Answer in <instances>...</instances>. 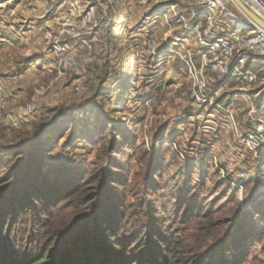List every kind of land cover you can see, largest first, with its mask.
I'll list each match as a JSON object with an SVG mask.
<instances>
[{
  "label": "clouds",
  "instance_id": "9594fccd",
  "mask_svg": "<svg viewBox=\"0 0 264 264\" xmlns=\"http://www.w3.org/2000/svg\"><path fill=\"white\" fill-rule=\"evenodd\" d=\"M32 3L34 7L25 14L41 20L46 15L62 17L61 9L68 10V0ZM254 3L248 0L249 7ZM89 4L88 15L71 29L61 24L46 32L43 26L33 27L32 20L30 34L0 35V52L4 53L0 58V136L4 143H15L17 133L36 131L38 137L57 121L77 130L69 144L56 146L53 154L59 153L74 169L95 172L103 166L106 179L94 177L100 183L96 203L68 232L85 222L89 231L78 246L92 256V264H112L105 248L122 255L127 264H160L167 244L155 255L153 230L165 240L181 235L176 231L177 196L186 182L196 191L206 156L214 163L226 161L228 172L235 176H264V89L226 98L207 112L211 101L225 90H217L216 82L241 47L257 54V69L264 75V34L245 42L248 33L239 29H247V24L232 8V0H180L183 15L178 27L171 30L185 29L189 39L177 36L161 47L145 37L158 26L159 18L167 21L177 15L168 0L153 8L143 21L140 15L151 6L149 0H76L72 8L78 11L73 15ZM5 8V3H0V16L6 19ZM7 31L0 23V32ZM37 36L47 37L40 47H35L33 40ZM214 40L219 44L209 52L196 50ZM25 46L41 55L27 62L9 55ZM218 51L228 55L221 60ZM169 81L175 83L169 85ZM246 81L255 82L256 76L249 74ZM34 84L39 87L32 88ZM22 85L25 91L17 93L16 88ZM69 92L71 106L66 103ZM202 105H206L204 111L197 112ZM49 109L58 113L56 119L37 129V124L49 118ZM112 113H119L120 118L109 120ZM149 114L155 116V122L146 131L142 117ZM101 117L107 131L103 137L93 138L90 133L101 126ZM54 140L52 136L46 147L51 149ZM3 152L0 149V155ZM239 191V199L244 201L247 191L243 187ZM37 200L31 208L32 220L18 224L11 236L0 233V242L7 243L18 259L33 258L39 242L36 230L44 223L40 217L48 212V206L39 197ZM248 213L251 222L264 230L260 213L251 205ZM133 233L137 241L126 247ZM42 238L47 239V234ZM256 264H264V253L256 257Z\"/></svg>",
  "mask_w": 264,
  "mask_h": 264
},
{
  "label": "rangeland",
  "instance_id": "374dc122",
  "mask_svg": "<svg viewBox=\"0 0 264 264\" xmlns=\"http://www.w3.org/2000/svg\"><path fill=\"white\" fill-rule=\"evenodd\" d=\"M173 9H177V15H183L179 12L180 7L184 5L180 4V0H170ZM0 3H5L7 18L0 16V23L3 24L5 29H9L7 32H0V35L7 37H13L15 33H20L21 35L30 34L32 28L29 27L32 20H35L36 26H43L46 32H51L53 28L59 27L61 24L65 25L68 29H71L76 24L81 22V18L87 16L92 5L89 4L87 8H84L82 12L78 15H73L78 9L72 8V5L76 3V0H69L65 5L68 10L63 12V16L57 15H46L43 19H36L35 16H27L25 13L32 10L34 4L32 0H11V3H6V0H0ZM151 6L146 10L142 11L140 15V20L143 21L145 17L152 12L153 8H157L160 3H151ZM59 6V5H58ZM234 8V7H232ZM20 11H17V10ZM235 9V8H234ZM137 12H141L140 9H136ZM178 19L172 17L170 20L165 21L163 18H159L157 21V27L153 31H149L145 39H151L156 43H159L161 47L168 45L173 42V38L180 36L181 40L189 39V36L185 29H180L179 32L172 31V27H178ZM138 23L135 27H139ZM14 30V31H13ZM96 29H93L95 32ZM183 33V35H181ZM47 37H34L35 47H40L46 41ZM19 40L17 44L19 45ZM49 48L52 47L51 44L48 45ZM159 50V49H157ZM197 50V48H196ZM30 52V54H25ZM4 55L0 52V58ZM10 56H15L20 60L25 62L31 61L34 56H39V52H31L30 48L25 46L23 48H18L16 52L9 53ZM19 71V69H17ZM224 84H217L219 88L225 89L220 96H216L214 101H211V106L207 107V112L211 113L214 108H216L222 102H226L227 99H232L236 96H241L237 93L238 86L240 82L233 80L232 78H226ZM169 85L174 84L175 81H169ZM32 88L39 87V85H32ZM17 93H23L25 87L22 85L17 87L15 90ZM255 92H250L248 95H252ZM66 103L71 106V93H66ZM264 95V93L262 94ZM211 99V98H209ZM206 105H202L197 112L204 111ZM58 113L49 109V118L40 122L36 125L37 129H41L46 122H50L54 117H57ZM192 115V114H190ZM120 118L119 113H112L108 116L109 120H118ZM145 121V130L155 122V116L152 114L142 117ZM165 123H167L165 121ZM162 126V125H161ZM45 133L41 134L38 138V144L42 147L40 149V168L43 171H47L48 178L55 185L66 184H81L87 177H93L100 175L103 177V166H100L98 171L90 172L87 169H74L71 168L64 159L60 158L59 153L53 154L55 147L59 146L63 148L68 145L73 137L77 134V130L68 127H62L57 122V125L52 128L44 130ZM107 131V126L103 124V117H101V126L90 133V135L95 138L96 136L103 137L104 133ZM158 131V130H157ZM36 131H31L28 133H17L15 138V143H4V137L0 136V149H4L2 155H0V180L6 177L9 172H12L15 167H17V161L15 159V154L18 150H13L12 148L17 145V149H30V143L35 141ZM155 135V133H153ZM52 136H55L54 145L51 149L47 148V144ZM102 151V149H101ZM15 155V156H13ZM42 173H45L43 172ZM167 173H164L162 179L166 177ZM238 181H242L244 185H236ZM57 183V184H56ZM235 187L237 190L236 195H230L228 193L227 185ZM243 187L247 191L245 200L241 201L240 188ZM155 190V186H154ZM250 197V199H249ZM178 212L177 215L179 220H183L184 223L179 222L176 227L182 230L181 235L186 236L191 233L199 232L198 237L205 238V249H213V252L218 253L220 257L223 258L224 263H236V264H256V257L264 253V230L256 227L252 222L250 215L248 213V207L251 205L255 211L259 212L261 218H264V176L255 175L250 178H245L244 176H235L228 172V165L226 161H221L214 163L211 156H206L201 164L200 170V180L199 186L196 191H192V188L188 182L179 190L178 196ZM243 205V206H241ZM190 214H202L208 213L209 218L207 220H202V225L204 230L200 231L199 228L194 227L188 222H185L183 218L186 217V213ZM182 213V216H181ZM25 219L17 221L15 227L12 231L14 234L18 224L28 220H32L31 215L23 216ZM43 220V219H42ZM182 223V224H181ZM30 227V225H29ZM29 234H31L29 232ZM37 246V245H36ZM222 246V248H220ZM7 249V248H6ZM10 254L9 258L15 255L10 248L7 249ZM225 251H229V255L225 256ZM10 261V260H9Z\"/></svg>",
  "mask_w": 264,
  "mask_h": 264
},
{
  "label": "trees",
  "instance_id": "16d2710c",
  "mask_svg": "<svg viewBox=\"0 0 264 264\" xmlns=\"http://www.w3.org/2000/svg\"><path fill=\"white\" fill-rule=\"evenodd\" d=\"M55 119L56 117L46 122L42 128ZM38 138L39 136L30 143V149L20 150V148L17 149V145L12 148L18 150L16 156L13 155L17 161V167L0 180V233H3L5 237L11 236L17 221L25 219L23 217L25 215L33 217L31 208L39 202L37 200L39 197L48 206V212L40 217L44 223L36 230L39 242L32 254L33 258L19 259L15 255L9 258L10 254L7 250L10 248L9 245L0 242V264H92V256L78 246L79 239L89 231L85 222L74 225L69 232L68 229L80 217L88 216L92 205L96 203L100 183L94 177L100 179H106V177L89 176L81 184L64 183L59 186L56 183L55 185L48 178L49 172L40 168L42 147L38 144ZM102 174L104 175V170ZM226 185L228 193L236 195L237 189L228 183ZM236 185H244V183L238 181ZM185 215L186 217L183 218L185 222L194 224V227L199 228L200 231L204 230L201 222L209 218L208 213L198 215L188 212ZM179 222L184 223L183 220ZM183 228L176 231L182 233ZM44 234H47V239L42 238ZM197 234L200 235L199 232H195L165 240L153 230V236L157 242V251L154 254L159 256L158 249L164 248L165 243L167 244V250L160 259V264H227L223 262L224 257H220L216 252L212 253L213 249L204 250L205 238H200ZM136 241L137 236L134 233L130 234L125 246L131 247ZM97 246H100L99 239H97ZM104 254L112 258V264H127L122 255L112 253L110 249L105 248Z\"/></svg>",
  "mask_w": 264,
  "mask_h": 264
},
{
  "label": "built area",
  "instance_id": "2783aa9c",
  "mask_svg": "<svg viewBox=\"0 0 264 264\" xmlns=\"http://www.w3.org/2000/svg\"><path fill=\"white\" fill-rule=\"evenodd\" d=\"M69 1V0H68ZM170 1V0H168ZM250 13H252L254 16L259 18L261 21L264 22V0H255L254 5L251 7L248 6V0H238ZM164 0H149V4L154 3H162ZM61 3H63V0H61ZM232 7H234L232 5ZM171 8H174L172 5ZM235 8V7H234ZM233 8V9H234ZM235 12L242 18V21L247 24V29L241 28L239 31L243 33H248L245 35V42H250L254 39H259V37L264 34V31L260 29L257 25L249 21L247 18H245L236 8L234 9ZM180 14L174 16L178 19L180 18ZM187 32V31H186ZM219 44V41H212L209 45H203V46H197V50L202 53H207L211 50L212 46H216ZM227 47H231V44L228 43L226 45ZM221 49L225 47V45H220ZM235 52V49L233 50ZM216 55L220 57L221 60H223L228 53L223 52H217ZM247 57V59H245ZM259 57L254 51H250L244 47H241L239 49L238 53H235L231 56L230 61L227 64L228 71L223 74L220 80H218L217 84H224L226 78H232L233 80L240 82V86H238L237 93L239 95H248L250 92H260L261 89H264V75H262L258 69H257V60ZM241 61H243V64L241 65ZM203 63V61L201 62ZM212 63H216L215 60L212 61ZM195 67L198 69L199 65H195ZM205 68L210 67V65H204ZM249 74H253L256 76L255 82H247L246 77ZM262 92L261 94H263ZM240 192V191H239Z\"/></svg>",
  "mask_w": 264,
  "mask_h": 264
},
{
  "label": "water",
  "instance_id": "95a60500",
  "mask_svg": "<svg viewBox=\"0 0 264 264\" xmlns=\"http://www.w3.org/2000/svg\"><path fill=\"white\" fill-rule=\"evenodd\" d=\"M232 5L249 21L264 31V22L250 13L238 0H232Z\"/></svg>",
  "mask_w": 264,
  "mask_h": 264
}]
</instances>
